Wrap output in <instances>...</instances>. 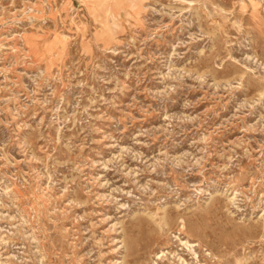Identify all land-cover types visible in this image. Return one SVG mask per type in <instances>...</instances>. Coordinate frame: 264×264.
<instances>
[{"label":"rangeland","instance_id":"rangeland-1","mask_svg":"<svg viewBox=\"0 0 264 264\" xmlns=\"http://www.w3.org/2000/svg\"><path fill=\"white\" fill-rule=\"evenodd\" d=\"M0 264H264V0H0Z\"/></svg>","mask_w":264,"mask_h":264}]
</instances>
